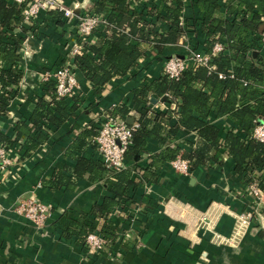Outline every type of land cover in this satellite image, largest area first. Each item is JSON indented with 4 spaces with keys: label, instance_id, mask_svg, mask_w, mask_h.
I'll return each mask as SVG.
<instances>
[{
    "label": "trees",
    "instance_id": "16d2710c",
    "mask_svg": "<svg viewBox=\"0 0 264 264\" xmlns=\"http://www.w3.org/2000/svg\"><path fill=\"white\" fill-rule=\"evenodd\" d=\"M197 4L202 11V30L206 37L203 51L211 54L217 41L222 43L223 50L211 57L209 66L214 69L189 66L177 78L162 73L156 79L141 82L133 97V110L139 114L138 127L133 130L125 160L135 164V158L145 150L147 139L154 138L163 146L161 152L150 157L147 167L133 165L149 180L154 181L156 171L164 162L178 155L191 162V170L198 165L221 166L226 155L231 157L234 170L245 185L256 183L264 189V142L251 136L256 121L264 120V46L260 37L264 0H226L223 14L219 13L218 0H197ZM182 11L181 0H144L137 7H131L128 0H92L90 12L103 14L111 28L108 33L99 28L95 40L84 44L81 54L72 59L75 71L83 74L96 93L115 76L125 77L130 70H133L131 76H138L142 45L151 46L155 59L164 61L162 55L166 46L177 44L186 34L185 22L181 24ZM21 22L20 10L12 2L0 0V117L8 113L17 94L22 78L20 49L27 32L38 37L47 29L66 27L58 11L42 13L31 27ZM71 33L74 37V31ZM189 45L194 51L198 50ZM149 94L167 104H177L176 122L171 127L166 128L165 124L173 112H152L147 106ZM80 97L70 98L71 106L68 107L67 98H59L55 81L49 80L44 84L42 94L32 99L31 113L13 124V134L8 136L0 130V145L14 150L16 155L22 149V156L31 155L41 143L49 141L48 125L63 124L78 107ZM107 111L125 117L129 109L122 103ZM225 124L230 128L226 129ZM188 131L197 132L199 140L190 152L181 153V146L171 144L170 140ZM95 134L91 123L78 134L66 152L76 160L73 178L88 173L89 180L102 181L109 186L111 196L93 206V212L99 215L95 224L78 228L77 222L72 221L65 235L75 236L85 244L87 233L98 230L113 244L117 234L110 215L119 204L133 203L131 193L138 180L131 178L130 167L133 166L113 172L100 160L80 154ZM73 181L58 173L50 183L72 189ZM262 213L264 215V206Z\"/></svg>",
    "mask_w": 264,
    "mask_h": 264
},
{
    "label": "crops",
    "instance_id": "0c3cea01",
    "mask_svg": "<svg viewBox=\"0 0 264 264\" xmlns=\"http://www.w3.org/2000/svg\"><path fill=\"white\" fill-rule=\"evenodd\" d=\"M128 1L131 7H137L144 0ZM181 1L183 11L180 18L185 22L186 38H181L175 45H167L162 55L164 58L184 56L186 43L198 49V53L205 54L202 11L197 0ZM225 1L218 0L220 14L225 12ZM82 2L86 8H91L92 0ZM72 40L71 30L66 26L64 29H47L44 34L29 38L27 44L22 45V78L8 113L0 117L3 133L11 136L13 124L31 113L32 99L42 94L44 86L41 72L54 71L63 64ZM141 49L139 75L131 76L133 70H130L125 77L115 76L99 93L82 73L76 71L82 95L74 113L60 126L48 125L49 141L41 143L26 157L22 156L24 149L17 151L15 164L0 173V264H264L262 212V220L254 216L239 240L229 243L236 215L245 210L251 197L244 190L245 184L235 172L231 157L226 155L221 166L198 165L189 174L176 172L169 161L156 171L154 181L142 176L146 182L132 174L131 178L138 180L131 193L133 203L119 204L110 215L124 250L120 257L101 254L88 260L84 244L75 236L65 235L72 221L77 222L78 228L95 224L99 215L93 212V206L111 196L109 186L102 181L89 180L88 173L73 178L76 160L67 154L66 148L93 123L98 112L113 106L126 104L129 112L125 120L132 117L133 123H137L139 114L133 110L134 91L145 79L161 76L163 62L155 59L151 46L142 45ZM148 99L147 106L152 112L168 113L169 104L153 94H149ZM67 100L69 102L70 98ZM174 122L176 119H170L168 125L171 127ZM173 138L174 142L170 143L180 145L182 153L195 148L199 135L188 131ZM162 148L156 139L148 138L145 150L135 158L133 165L147 167L150 157L160 153ZM80 154L101 161L89 143ZM58 173L71 177L74 187L52 186L50 181ZM29 199H37L50 208L42 229H37L15 212L20 202ZM137 202L139 208L136 210ZM135 216L134 225L127 230L128 220Z\"/></svg>",
    "mask_w": 264,
    "mask_h": 264
},
{
    "label": "built area",
    "instance_id": "2783aa9c",
    "mask_svg": "<svg viewBox=\"0 0 264 264\" xmlns=\"http://www.w3.org/2000/svg\"><path fill=\"white\" fill-rule=\"evenodd\" d=\"M12 2L19 10L22 16V24L26 26H34L36 20L42 13L49 11H58L62 14V18L66 22V26L71 31H74V37L69 47L67 48L66 58L63 64L54 71L41 72V82L46 83L53 80L56 83V94L59 98H72L81 96V90L78 80L75 76V68L72 59L81 54L84 44L93 42L97 35V30L102 28L105 33H108L111 24L108 23L103 14L90 12V8H86L82 0H8ZM183 25V20L181 19ZM33 33L27 32L23 45L27 44V39L33 38ZM261 42L264 46V16L263 28L261 31ZM181 38H186L182 35ZM186 54L184 56L170 55L162 62V73L170 78H177L182 71L187 67L206 66L209 69H214L209 66L211 57L223 50L221 42L214 43L211 49V54H200L194 51L188 43L185 44ZM222 77L221 74H219ZM168 111L173 112L168 116V119H176L174 114L178 111L177 104L172 102L169 104ZM225 120V119H224ZM166 128L170 126L165 124ZM95 128V136L89 143L95 153L100 157L105 168L113 172H119L132 166L125 160V154L132 142L133 130L138 127L137 123L129 125L125 121L124 116H114L106 111L98 112L93 119ZM230 128L228 124L224 126ZM252 138L260 142H264V120L256 121L252 133ZM174 142V138L170 140ZM14 150H7L0 145V173H5L7 169L14 165L17 161ZM148 157H145V159ZM169 165L173 170L182 174H189L191 170V162L181 156H177L169 161ZM133 175L137 178H142L141 172L137 168L130 167ZM147 182V181H146ZM244 190L251 197L244 211L236 215V225L229 239V243H235L244 233L245 228L249 226L254 216L261 218L262 208L264 206V189L260 188L256 183L246 184ZM136 210L139 208V203H135ZM2 206L0 204V213ZM15 212L23 216L31 222L37 229H42L50 215L49 206L40 202L37 199H29L20 202L15 207ZM137 216L130 218L126 229L133 226ZM262 220V218H261ZM264 228V218L262 220ZM120 237L117 236L115 243L111 244L105 237L97 231H89L85 237L86 257L88 260L95 256L105 254L111 258L120 257L123 255V248L119 243Z\"/></svg>",
    "mask_w": 264,
    "mask_h": 264
},
{
    "label": "water",
    "instance_id": "95a60500",
    "mask_svg": "<svg viewBox=\"0 0 264 264\" xmlns=\"http://www.w3.org/2000/svg\"><path fill=\"white\" fill-rule=\"evenodd\" d=\"M152 100H154V99H152ZM125 121L127 124L132 125L134 120L132 117H128Z\"/></svg>",
    "mask_w": 264,
    "mask_h": 264
}]
</instances>
